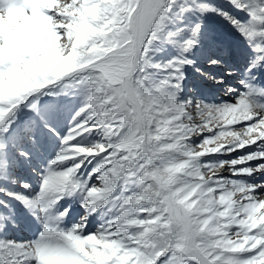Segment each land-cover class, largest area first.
<instances>
[{
	"label": "snow or ice",
	"instance_id": "6c2138e0",
	"mask_svg": "<svg viewBox=\"0 0 264 264\" xmlns=\"http://www.w3.org/2000/svg\"><path fill=\"white\" fill-rule=\"evenodd\" d=\"M261 71L264 0H0V264H264Z\"/></svg>",
	"mask_w": 264,
	"mask_h": 264
},
{
	"label": "rangeland",
	"instance_id": "374dc122",
	"mask_svg": "<svg viewBox=\"0 0 264 264\" xmlns=\"http://www.w3.org/2000/svg\"><path fill=\"white\" fill-rule=\"evenodd\" d=\"M218 3H223L224 0H217ZM209 18L207 17L206 19V27L207 29L213 34V39L223 45H226L228 47H230L231 49L235 50L236 53L238 54H241L240 51L242 50V46H244V43L242 41L241 38H239V36L227 25L225 24L222 20H220L218 17H216V19L218 20H208ZM212 20V21H211ZM221 23V24H220ZM221 26V27H220ZM215 27L219 28L220 31H224L227 35L230 34L231 38H233L235 40L236 37V40H235V46H231L230 44V41L226 38H224L223 35H220L219 32H217L215 30ZM227 30H226V29ZM217 38H219V40H216ZM220 38H223V39H220ZM222 40V41H221ZM227 40V41H226ZM238 46V47H237ZM240 55H237L236 57H233V58H229V61H237L239 64L236 65V67H239V66H242L243 67V64H244V57H242ZM202 63V61H201ZM188 72H187V75H185V88H186V91L184 93V95L186 97H189L191 98V96L195 95V97L197 99H200V98H207L209 100H212V96L210 95L212 91L214 90H217V92L213 93V94H220L221 96H224L223 98H225V100H228V101H232L234 100V97H231L229 95H227L224 91H223V86H214L213 85H210L207 81H205L196 71L194 68H192L191 66H188ZM211 71H217L219 70L218 72L219 73H223L224 72V75L222 76H225V82L226 85H230L232 86L230 83H231V79L233 80V84L234 82L236 83H239V74H237L236 76H227V73L225 72V70L223 68H214V69H210ZM223 71V72H222ZM235 72V71H233ZM239 73V72H237ZM235 74V73H233ZM235 78V79H233ZM216 87V88H215ZM236 89L238 90H242L241 89V86L240 84L238 86H235ZM204 90L206 91L207 95ZM210 91V92H209ZM221 100H217L216 102H220ZM67 115V114H66ZM21 174L23 176H27L30 178V180L32 182H34L35 180V177L29 172V170L27 169V167L21 169ZM225 175H228L227 172H225ZM259 179H264V177H257V180ZM22 208V207H21ZM73 208L76 209V210H79V205H73ZM24 211V210H23ZM26 218V217H25ZM27 219V218H26ZM28 222V221H27ZM29 224V223H28ZM22 234V232H21ZM24 240H28V239H31V238H23Z\"/></svg>",
	"mask_w": 264,
	"mask_h": 264
},
{
	"label": "bare ground",
	"instance_id": "6f19581e",
	"mask_svg": "<svg viewBox=\"0 0 264 264\" xmlns=\"http://www.w3.org/2000/svg\"><path fill=\"white\" fill-rule=\"evenodd\" d=\"M208 18L209 19H212V20H217L216 19V17L215 16H208ZM218 21V20H217ZM221 24V23H220ZM226 29V28H225ZM215 30L217 31V32H219V34L220 35H223L224 36V38H229V39H231L230 40V44H231V46H233V45H235V40H236V38H238V37H236L235 38V40L233 39V38H231V37H233V36H231L230 34L229 35H227L224 31L222 32V31H220V29L219 28H217V27H215ZM227 30V29H226ZM240 38V37H239ZM220 39H223V38H220ZM216 40H219V38H217ZM222 41V40H221ZM227 41V40H226ZM238 47V46H237ZM247 51V50H246ZM242 56V55H241ZM242 58V57H241ZM188 67L186 68V72H185V75H187V72H188ZM233 73H235V74H233V76H236L238 73L237 72H233ZM257 76H258V78H259V80L261 81V82H264V71H261V72H258L257 73ZM239 78H240V76H239ZM233 79H235V78H233ZM234 84H235V86H238L239 85V83H236V82H234ZM210 92V91H209ZM211 96H212V94H211ZM216 100H225V98H223L222 96H220V97H217L216 96ZM220 101V102H221ZM35 181V180H34ZM34 183V182H33ZM31 232L32 231V229H31V227H30V225L28 224V222H27V219L23 216V215H21L20 213H19V220H18V222H17V225H16V227L15 228H13L12 230H10V232H9V238H12V237H17V239H19V240H24V239H22V237H21V232Z\"/></svg>",
	"mask_w": 264,
	"mask_h": 264
}]
</instances>
